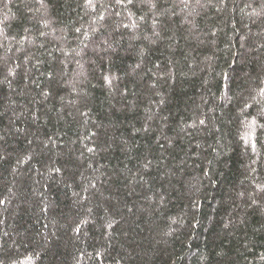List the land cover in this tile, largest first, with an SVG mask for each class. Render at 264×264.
Wrapping results in <instances>:
<instances>
[{
    "label": "trees",
    "instance_id": "16d2710c",
    "mask_svg": "<svg viewBox=\"0 0 264 264\" xmlns=\"http://www.w3.org/2000/svg\"><path fill=\"white\" fill-rule=\"evenodd\" d=\"M0 264H264V0H0Z\"/></svg>",
    "mask_w": 264,
    "mask_h": 264
}]
</instances>
